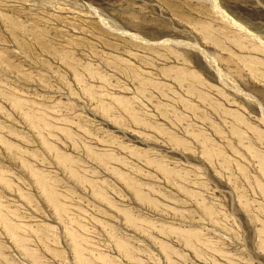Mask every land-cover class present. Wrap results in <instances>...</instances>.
<instances>
[{
    "label": "rangeland",
    "instance_id": "rangeland-1",
    "mask_svg": "<svg viewBox=\"0 0 264 264\" xmlns=\"http://www.w3.org/2000/svg\"><path fill=\"white\" fill-rule=\"evenodd\" d=\"M216 1L0 0V264H264V0Z\"/></svg>",
    "mask_w": 264,
    "mask_h": 264
},
{
    "label": "bare ground",
    "instance_id": "bare-ground-1",
    "mask_svg": "<svg viewBox=\"0 0 264 264\" xmlns=\"http://www.w3.org/2000/svg\"><path fill=\"white\" fill-rule=\"evenodd\" d=\"M210 3H211V7H212V9H213V11L215 10L216 11V13L217 14H222L221 15V17L222 18H224L225 17V15H224V12L221 10V8L219 7V5L217 4V1L216 0H210ZM223 21H226V22H228V23H230V24H232V23H234V22H232V20L230 19V17L229 16H226L224 19H223ZM237 23V22H236ZM195 24L196 25H198V27L197 28H199V30L201 29V30H203L204 32H205V34H206V36H207V38H209V39H211V38H213V33H211L210 32V30H212V29H210V23H209V25L207 26L206 24H203V22H201V21H195ZM237 24H239V23H237ZM235 25V24H234ZM233 25V26H234ZM213 28V27H212ZM242 28V27H241ZM241 28H240V30H241ZM239 29V28H238ZM243 30V29H242ZM243 32H246V31H243ZM247 34V33H246ZM248 35V34H247ZM134 36V35H133ZM253 37V36H252ZM251 37V38H252ZM218 38H216V40H217ZM236 40H237V42L239 43V41L238 40H240V39H237V38H235ZM217 42H219V41H217ZM241 42H243L242 40H241ZM166 43V42H165ZM168 43H170V42H168ZM173 43V42H172ZM221 43V42H220ZM220 43H218V44H220ZM189 46V45H188ZM195 48H197V50L199 49L200 51H201V53L204 55V57H205V59H206V61L212 66V67H218L217 66V63H216V59H215V57L213 56V55H211V54H209L207 51H205V50H203V49H201V48H198L199 47V45L198 44H196L195 43V45H193ZM246 46V44L244 45V43L242 44L241 43V45H240V47H242L243 49H245L244 47ZM222 47V46H221ZM250 49V48H249ZM198 50V51H199ZM240 57V56H239ZM241 58H242V56H241ZM244 58H245V56L243 57V61H244ZM248 58V57H247ZM246 58V59H247ZM247 61V60H246ZM246 61H244V63H246ZM258 61V60H257ZM260 61V60H259ZM247 62H249V61H247ZM255 63H256V61H255ZM257 63H259V62H257ZM248 66V65H247ZM218 69V68H217ZM219 70V69H218ZM218 74H221V72H219L218 71ZM233 84V83H232ZM237 88V91L238 92H242V90H241V88L239 87V86H237L236 87ZM248 97V96H247ZM249 97H251V98H253L251 95L249 96ZM253 100L254 101H256V99H254L253 98ZM257 103H259L258 101H257ZM260 106H261V104H259ZM261 109H262V112H263V114H264V108H262V106H261Z\"/></svg>",
    "mask_w": 264,
    "mask_h": 264
}]
</instances>
